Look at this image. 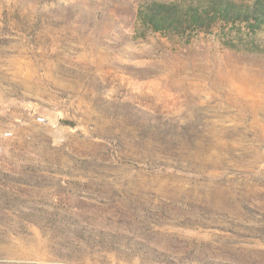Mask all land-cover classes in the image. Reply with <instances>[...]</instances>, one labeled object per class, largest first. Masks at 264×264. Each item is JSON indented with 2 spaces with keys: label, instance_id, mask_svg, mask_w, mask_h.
<instances>
[{
  "label": "rangeland",
  "instance_id": "rangeland-1",
  "mask_svg": "<svg viewBox=\"0 0 264 264\" xmlns=\"http://www.w3.org/2000/svg\"><path fill=\"white\" fill-rule=\"evenodd\" d=\"M198 1L0 0V264H264V22L139 16Z\"/></svg>",
  "mask_w": 264,
  "mask_h": 264
},
{
  "label": "trees",
  "instance_id": "trees-1",
  "mask_svg": "<svg viewBox=\"0 0 264 264\" xmlns=\"http://www.w3.org/2000/svg\"><path fill=\"white\" fill-rule=\"evenodd\" d=\"M139 16L146 31L166 37L184 36L192 31L209 32L220 23L261 25L264 22V0H256L252 6L229 0H200L185 10L181 5L154 2L147 5ZM226 46L237 51L259 53L258 45L243 36L228 40Z\"/></svg>",
  "mask_w": 264,
  "mask_h": 264
},
{
  "label": "built area",
  "instance_id": "built-area-1",
  "mask_svg": "<svg viewBox=\"0 0 264 264\" xmlns=\"http://www.w3.org/2000/svg\"><path fill=\"white\" fill-rule=\"evenodd\" d=\"M36 121L40 124L46 123V118L41 115H37ZM14 136V131L12 128H7L5 130L0 131V153L3 151V141L4 139H10Z\"/></svg>",
  "mask_w": 264,
  "mask_h": 264
}]
</instances>
